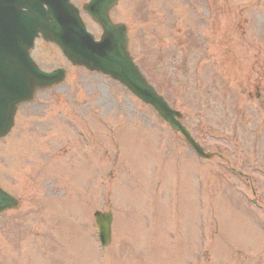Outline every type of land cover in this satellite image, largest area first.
Returning <instances> with one entry per match:
<instances>
[{"label": "rangeland", "instance_id": "rangeland-1", "mask_svg": "<svg viewBox=\"0 0 264 264\" xmlns=\"http://www.w3.org/2000/svg\"><path fill=\"white\" fill-rule=\"evenodd\" d=\"M111 18L200 146L248 175L257 206L218 159L199 161L121 86L37 40L34 61L67 74L0 141V187L20 201L0 215V264H264V0H120ZM95 211L113 214L103 255Z\"/></svg>", "mask_w": 264, "mask_h": 264}, {"label": "water", "instance_id": "water-1", "mask_svg": "<svg viewBox=\"0 0 264 264\" xmlns=\"http://www.w3.org/2000/svg\"><path fill=\"white\" fill-rule=\"evenodd\" d=\"M116 2L95 0L86 8L103 30L100 41L94 42L68 0H0V137L12 126L17 104L29 100L36 89L49 88L63 80L62 71L41 73L29 59L28 51L40 34L44 41L57 45L73 65L120 82L195 148L174 118L180 116L156 95L132 64L124 26L112 25L108 19V11ZM14 206L15 201L0 191V212ZM95 218L101 241L107 245L111 216L96 213Z\"/></svg>", "mask_w": 264, "mask_h": 264}]
</instances>
